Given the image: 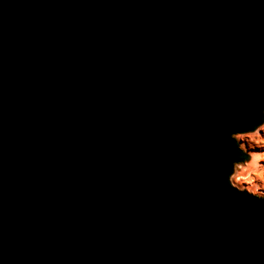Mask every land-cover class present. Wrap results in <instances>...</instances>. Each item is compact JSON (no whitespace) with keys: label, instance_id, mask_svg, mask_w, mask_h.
Segmentation results:
<instances>
[{"label":"water","instance_id":"1","mask_svg":"<svg viewBox=\"0 0 264 264\" xmlns=\"http://www.w3.org/2000/svg\"><path fill=\"white\" fill-rule=\"evenodd\" d=\"M261 108L264 0H0V264H264Z\"/></svg>","mask_w":264,"mask_h":264},{"label":"clouds","instance_id":"2","mask_svg":"<svg viewBox=\"0 0 264 264\" xmlns=\"http://www.w3.org/2000/svg\"><path fill=\"white\" fill-rule=\"evenodd\" d=\"M258 119L261 121L254 130L235 131L231 133V138L237 134L240 140H244L251 148L264 146V108L259 110ZM238 149L244 153L245 143H238ZM244 150V151H242ZM250 159L235 160L232 162V170L227 180L231 188L240 193H247L252 197L264 200V151H252L249 154ZM240 161H244L241 163Z\"/></svg>","mask_w":264,"mask_h":264},{"label":"bare ground","instance_id":"3","mask_svg":"<svg viewBox=\"0 0 264 264\" xmlns=\"http://www.w3.org/2000/svg\"><path fill=\"white\" fill-rule=\"evenodd\" d=\"M262 135H264V133H262ZM240 143H241V141H240ZM242 143H243V142H242ZM245 147H246V146H245ZM245 149H247V148H245ZM252 151H264V146H261V147H255V146H253V147L250 148V150L247 149V152H248V153H250V152H252Z\"/></svg>","mask_w":264,"mask_h":264},{"label":"rangeland","instance_id":"4","mask_svg":"<svg viewBox=\"0 0 264 264\" xmlns=\"http://www.w3.org/2000/svg\"><path fill=\"white\" fill-rule=\"evenodd\" d=\"M240 140V139H239ZM241 141V143L243 142V143H245V148H247V149H249L250 150V148L248 147V144L244 141V140H240Z\"/></svg>","mask_w":264,"mask_h":264}]
</instances>
